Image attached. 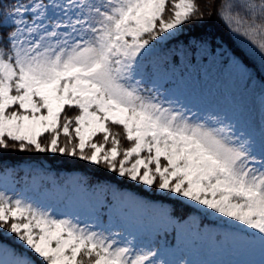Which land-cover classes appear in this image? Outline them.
I'll list each match as a JSON object with an SVG mask.
<instances>
[{
	"label": "snow or ice",
	"instance_id": "obj_1",
	"mask_svg": "<svg viewBox=\"0 0 264 264\" xmlns=\"http://www.w3.org/2000/svg\"><path fill=\"white\" fill-rule=\"evenodd\" d=\"M213 15L229 47L194 38L179 49L181 61L219 60L254 84L258 65L264 102V0H205L204 8L198 0H0V149L103 167L118 182L214 217L232 256L258 250L259 259L192 258L179 221L132 194L118 200L142 214L117 211L102 228L5 189L0 264H264V123L256 132L200 109L165 89L161 67L147 62L156 43ZM66 107L78 114L62 115ZM110 124L122 127L127 147ZM32 188L61 195L35 177ZM169 229L177 243L165 248L159 236Z\"/></svg>",
	"mask_w": 264,
	"mask_h": 264
},
{
	"label": "rangeland",
	"instance_id": "obj_2",
	"mask_svg": "<svg viewBox=\"0 0 264 264\" xmlns=\"http://www.w3.org/2000/svg\"><path fill=\"white\" fill-rule=\"evenodd\" d=\"M176 38L159 43L154 42L156 43V47L147 61L149 64L154 63L161 67L160 82L164 88L172 89L178 95L192 100L202 110L225 113L241 126H251L253 130L259 132L262 123H264V102H262L259 83L256 81L254 84L246 78H240L238 75L232 73L226 65L223 67L222 61L219 60L214 61L205 58L199 62L196 60H192L191 62L181 61L179 49L183 45L168 46L171 40ZM65 109L71 111V116L78 114V110L75 108L70 109L66 107ZM120 137L121 141L124 138V144L120 145V147H127L128 141L125 136ZM101 139V134H97L94 137L96 141H100ZM60 142L61 144L64 142L62 135ZM44 154L50 156L60 155L59 153ZM69 158L79 160L78 157ZM82 162L90 166H97L87 161ZM20 170L21 173L18 175L12 174L11 169L0 172V191L7 189L9 195L19 194L22 198L37 201L40 207L54 208L58 215L62 214L61 218H63V215L73 219L78 217L82 224L95 223L101 225L102 228H107L110 222L115 221L117 211H123L134 218L140 216L142 214L141 209L131 205L126 206L119 202L118 198L122 194H132L138 200L147 201L157 208L166 209L171 213L169 202H160L157 199L155 200L154 198L119 188L115 182L99 183L89 187L85 183V177L79 171L71 170L55 176L51 172L23 165ZM6 171L8 174L7 179L5 178ZM113 175L114 179H119L115 178L114 173ZM25 176L28 177L27 183L23 179ZM33 177L36 178V184L47 188L49 192L60 193L59 198H46L38 195L32 188ZM128 183L131 185V182ZM99 188H106L107 190L100 191ZM144 192L152 195L147 190ZM114 194L116 198H114ZM154 197L169 201V199H164L159 194ZM101 205L104 206L101 207ZM94 208L100 209V211H93L92 209ZM176 220L179 221L181 226L182 247L194 259H259L258 250L255 253H245L240 257H235L230 254L228 249H213L212 241L219 232L223 235L225 231L224 227L221 230L210 227L193 242L190 237L189 226L191 218ZM168 234L173 235L172 245L174 246L177 243V233L175 230L169 229Z\"/></svg>",
	"mask_w": 264,
	"mask_h": 264
},
{
	"label": "trees",
	"instance_id": "obj_3",
	"mask_svg": "<svg viewBox=\"0 0 264 264\" xmlns=\"http://www.w3.org/2000/svg\"><path fill=\"white\" fill-rule=\"evenodd\" d=\"M210 3L211 0H208ZM201 8H204L205 0H198ZM191 27H187L183 34H180L176 39L171 40L168 46H180L184 45L187 41H190L194 38H199L201 36H208L213 40L214 43H223L224 47H229V43L227 41L228 30L225 28L223 23L219 21L215 15L212 17H205L203 21L192 22ZM223 67L225 64L222 62ZM255 79L259 82L260 72L259 67L257 65L254 70ZM71 116V111L65 109V113ZM110 130L113 133H119L120 145L124 144L121 141L120 136H124L123 129L121 126L117 125H109ZM34 152V151H33ZM21 152L18 150H4L0 149V172L11 169L12 174L18 175L21 173V167L28 166L30 168H38L45 172H51L53 175L57 176L62 172L67 171H79L85 177V183L91 187L93 185L99 183H112L115 182L118 184L119 188L127 189L132 192H135L139 195L157 199L160 202H169L171 206V214L175 219H184L191 218L190 222V237L193 242L196 241V238L201 236L203 232L210 227H217L221 229L223 225L218 224L215 221L214 217H202L197 214L195 210L190 207L181 206L173 200L165 201L160 198L154 197L153 195H149L144 191H138L136 187H132L128 182H118V180L114 179L113 173L108 172L106 169L100 166H90L80 160L69 158L67 156L55 155L50 156L44 153H36V152ZM159 243L162 247H168L173 243V235L167 234L165 236L163 233L159 236ZM213 249H228V242L225 241L224 236L219 233L214 240L212 241Z\"/></svg>",
	"mask_w": 264,
	"mask_h": 264
}]
</instances>
